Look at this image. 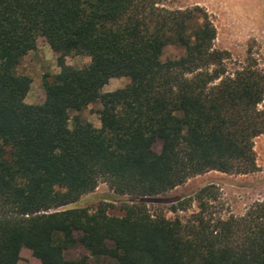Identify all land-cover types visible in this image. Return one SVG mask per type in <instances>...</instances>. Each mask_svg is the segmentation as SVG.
Wrapping results in <instances>:
<instances>
[{"label":"trees","instance_id":"1","mask_svg":"<svg viewBox=\"0 0 264 264\" xmlns=\"http://www.w3.org/2000/svg\"><path fill=\"white\" fill-rule=\"evenodd\" d=\"M39 38L60 72L44 79L43 104L30 105L32 80L17 69ZM216 38L199 6L0 0V264H20L23 248L40 264H88L66 257L78 244L119 264H264V200L242 217L216 221L201 202L203 212L187 223L152 215L145 200L208 172L258 169L264 67L249 51L230 72V53L215 49ZM168 46L184 54L162 61ZM71 55L91 64L70 66ZM123 77L129 85L103 92ZM94 103L102 106L100 128L71 118ZM102 180L136 201L123 216L105 205L60 210Z\"/></svg>","mask_w":264,"mask_h":264},{"label":"rangeland","instance_id":"2","mask_svg":"<svg viewBox=\"0 0 264 264\" xmlns=\"http://www.w3.org/2000/svg\"><path fill=\"white\" fill-rule=\"evenodd\" d=\"M160 3L172 10L201 7L209 14L217 29L215 49L230 53L227 66L234 72L246 64L249 51L264 67V0H160ZM182 48L168 46L162 61L180 57ZM57 57L44 38H39L37 48L21 59L18 74L27 75L32 84L26 98L30 105H42L45 101L44 79L51 80L60 72ZM91 58L84 55H71L65 62L76 68L91 64ZM129 78H114L104 86L103 92L120 90L129 85ZM102 106L94 103L82 112H71V118L80 115L85 121L100 128L99 111ZM264 110V101L260 105ZM73 126V122H71ZM159 150V144L154 147ZM256 172L248 175L226 174L217 171L208 172L189 179L183 185L156 197L145 199L147 208L154 216H165L169 220L180 219L187 223L194 215L200 213L201 202H204V216L207 219L219 220L230 217H242L253 206L264 200V135L255 139ZM104 180L96 190L60 210L88 209L95 212L100 205L108 207L109 214L121 217L126 204L136 201L127 195L116 194ZM202 198V199H201ZM54 211V210H53ZM203 212V211H202ZM68 259L85 258L88 264H119L110 258H95L80 244L67 250ZM20 264H40L32 252L23 248Z\"/></svg>","mask_w":264,"mask_h":264}]
</instances>
